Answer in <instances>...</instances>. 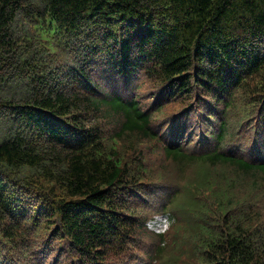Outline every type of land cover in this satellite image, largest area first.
<instances>
[{"label":"trees","instance_id":"obj_1","mask_svg":"<svg viewBox=\"0 0 264 264\" xmlns=\"http://www.w3.org/2000/svg\"><path fill=\"white\" fill-rule=\"evenodd\" d=\"M2 85L19 90H0V264H125L102 262L162 241L142 204L154 147L189 168L185 204L160 209L184 218L190 264H264V0H0ZM243 128L246 153L227 145Z\"/></svg>","mask_w":264,"mask_h":264},{"label":"rangeland","instance_id":"obj_2","mask_svg":"<svg viewBox=\"0 0 264 264\" xmlns=\"http://www.w3.org/2000/svg\"><path fill=\"white\" fill-rule=\"evenodd\" d=\"M31 26V23L25 20V14L20 13L13 23L15 36L28 39L29 37H25L24 33L27 28H31ZM32 30L35 31V28ZM40 33L42 37H45V33H43L42 30ZM144 89L147 90L146 86L142 88V90ZM0 90H3L1 95L5 98H18L14 94L17 93L19 88L13 85H2ZM236 105L246 109L245 113L249 115L252 124H254V126L257 125L254 127L255 129L257 128L256 138L264 151V126L262 127L260 123L256 124L255 122V117L258 115L256 109L244 105L242 100H239ZM172 109H175V107L168 106L165 112L161 114H168ZM155 116L159 117L160 114L155 113ZM235 118L236 117H234L233 120H235ZM11 127V119L8 116L3 115L0 117V139L6 137V133L10 131ZM233 140L234 141H227V145L231 146L234 151H238L239 149L244 150L245 153L250 151L251 148H249V141H247L245 136L244 128L233 137ZM149 145L150 144L146 142L142 147H147ZM248 157L256 159L253 155H248ZM147 158L148 170L152 173V176L149 178L150 184L145 186L146 190L149 192L144 194L145 202L142 201V204L145 205L143 212L147 214L148 218L151 215L161 213L162 209H160V204L171 199L177 192L176 204L178 206H183L185 204L187 192L184 189V184L188 177L189 168L187 166H179L172 161L166 160L161 151L155 147L148 152ZM158 177L159 179L155 181L154 179ZM175 187L178 188L174 189ZM166 211L171 213L169 209H166ZM262 213L264 214V208L262 209ZM158 244L161 247V253L158 255L157 259L153 261V264H190L187 256L191 253V243L187 237L184 218H175L174 223L162 241L158 242L157 239L148 234L138 235L131 246L132 249L129 247L125 255L110 259L108 257L102 263H113L126 260L125 264H147L148 254L153 252ZM133 253L136 254L134 256L135 260L129 256Z\"/></svg>","mask_w":264,"mask_h":264}]
</instances>
